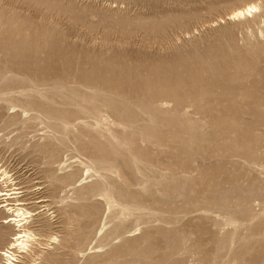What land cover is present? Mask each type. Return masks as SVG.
<instances>
[{"label": "rangeland", "instance_id": "1", "mask_svg": "<svg viewBox=\"0 0 264 264\" xmlns=\"http://www.w3.org/2000/svg\"><path fill=\"white\" fill-rule=\"evenodd\" d=\"M0 167L16 264H264V0H0Z\"/></svg>", "mask_w": 264, "mask_h": 264}, {"label": "bare ground", "instance_id": "2", "mask_svg": "<svg viewBox=\"0 0 264 264\" xmlns=\"http://www.w3.org/2000/svg\"><path fill=\"white\" fill-rule=\"evenodd\" d=\"M258 9L259 6L257 3L250 2L232 9L231 12L228 14V17L233 20H240L250 16L252 18V16H254L255 12H257ZM6 170H1L0 179H2V181L6 180L7 182V180H11V178ZM16 189L17 188H14L12 191L8 190V192L3 191L0 194L6 197L8 196L7 198H5L2 207H5L7 212L10 214V216L6 217L3 220V223L14 225L17 231L12 237V241L9 243V245H7L4 249L0 250V255H2L4 257V260L6 261L5 264H16L20 260V253L31 252L35 245H39L41 247L44 245H48V243L42 242L40 237H38L37 234H35L32 230L29 229L30 218L33 216L32 212L20 206L21 202L19 199H11L19 197L18 195L21 192ZM12 200L14 202H11ZM56 239L57 237H51V243L54 242ZM34 264H36V259Z\"/></svg>", "mask_w": 264, "mask_h": 264}]
</instances>
